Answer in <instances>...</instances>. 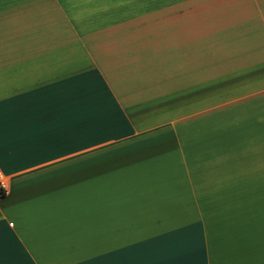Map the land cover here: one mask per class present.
<instances>
[{
    "label": "crops",
    "instance_id": "obj_1",
    "mask_svg": "<svg viewBox=\"0 0 264 264\" xmlns=\"http://www.w3.org/2000/svg\"><path fill=\"white\" fill-rule=\"evenodd\" d=\"M0 171V264H264V0H0Z\"/></svg>",
    "mask_w": 264,
    "mask_h": 264
},
{
    "label": "built area",
    "instance_id": "obj_2",
    "mask_svg": "<svg viewBox=\"0 0 264 264\" xmlns=\"http://www.w3.org/2000/svg\"><path fill=\"white\" fill-rule=\"evenodd\" d=\"M8 193V180L3 172L0 171V200Z\"/></svg>",
    "mask_w": 264,
    "mask_h": 264
},
{
    "label": "rangeland",
    "instance_id": "obj_3",
    "mask_svg": "<svg viewBox=\"0 0 264 264\" xmlns=\"http://www.w3.org/2000/svg\"><path fill=\"white\" fill-rule=\"evenodd\" d=\"M214 5V4H213ZM220 5V4H219ZM222 6H227L226 4H221ZM205 6V4H200V7H199V9L200 10H203V8L202 7H204ZM225 12V11H224ZM227 14H231V9L228 7V11H227ZM227 21H229V22H232V23H234V19H231V17H229L228 19H227Z\"/></svg>",
    "mask_w": 264,
    "mask_h": 264
}]
</instances>
